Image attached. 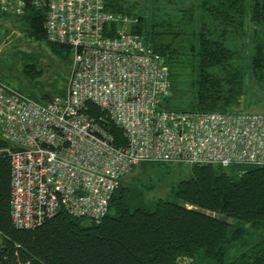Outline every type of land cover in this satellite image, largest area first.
I'll list each match as a JSON object with an SVG mask.
<instances>
[{
  "label": "built area",
  "instance_id": "obj_1",
  "mask_svg": "<svg viewBox=\"0 0 264 264\" xmlns=\"http://www.w3.org/2000/svg\"><path fill=\"white\" fill-rule=\"evenodd\" d=\"M28 5L44 11L45 39L67 47L72 62L63 93L43 102L0 80L15 229L59 210L99 221L141 163L264 166V112L166 108L165 60L129 17L103 0H0V12L22 16Z\"/></svg>",
  "mask_w": 264,
  "mask_h": 264
},
{
  "label": "trees",
  "instance_id": "obj_2",
  "mask_svg": "<svg viewBox=\"0 0 264 264\" xmlns=\"http://www.w3.org/2000/svg\"><path fill=\"white\" fill-rule=\"evenodd\" d=\"M103 1L107 11L133 18L130 29L141 34L146 18L135 11L137 0ZM154 1L143 38L168 69L164 106H249L246 74L264 86V0H198L189 7L181 6L183 0ZM16 17L29 37L45 39L43 10L28 5ZM24 67L28 75L36 72L32 64ZM9 146L0 138V264H264V166H187L189 175L173 188L175 200L145 201L125 193L120 182L99 221L59 210L40 226L15 229ZM143 164L167 165L137 166Z\"/></svg>",
  "mask_w": 264,
  "mask_h": 264
},
{
  "label": "rangeland",
  "instance_id": "obj_3",
  "mask_svg": "<svg viewBox=\"0 0 264 264\" xmlns=\"http://www.w3.org/2000/svg\"><path fill=\"white\" fill-rule=\"evenodd\" d=\"M198 0H183L181 6L189 7ZM154 0H137L135 11L140 16L141 35L148 34L151 13L155 10ZM159 13V12H158ZM130 25L134 19L129 17ZM252 25L248 26V32ZM71 54L54 47L46 39L29 37L16 16L0 17V80L20 93L40 102L63 93L71 70ZM32 64L35 73L28 75L25 64ZM247 104L244 109L264 112V86L248 73ZM186 165L169 163L165 165L143 164L121 178L125 193H132L145 201L156 198L175 200L173 188L189 175Z\"/></svg>",
  "mask_w": 264,
  "mask_h": 264
}]
</instances>
